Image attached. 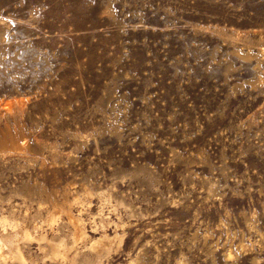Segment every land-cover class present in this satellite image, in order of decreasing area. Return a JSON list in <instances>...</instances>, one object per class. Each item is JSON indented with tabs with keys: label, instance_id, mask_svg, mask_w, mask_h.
Returning a JSON list of instances; mask_svg holds the SVG:
<instances>
[{
	"label": "rangeland",
	"instance_id": "1",
	"mask_svg": "<svg viewBox=\"0 0 264 264\" xmlns=\"http://www.w3.org/2000/svg\"><path fill=\"white\" fill-rule=\"evenodd\" d=\"M0 264H264V0H0Z\"/></svg>",
	"mask_w": 264,
	"mask_h": 264
}]
</instances>
